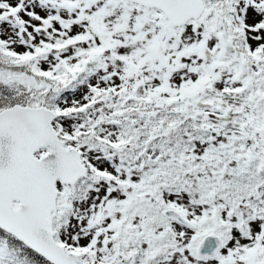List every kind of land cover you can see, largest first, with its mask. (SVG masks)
Returning <instances> with one entry per match:
<instances>
[{"label": "snow or ice", "instance_id": "6c2138e0", "mask_svg": "<svg viewBox=\"0 0 264 264\" xmlns=\"http://www.w3.org/2000/svg\"><path fill=\"white\" fill-rule=\"evenodd\" d=\"M0 264H264V0H0Z\"/></svg>", "mask_w": 264, "mask_h": 264}]
</instances>
